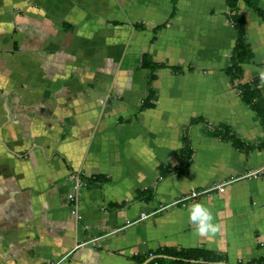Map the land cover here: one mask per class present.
Listing matches in <instances>:
<instances>
[{
	"label": "crops",
	"instance_id": "obj_1",
	"mask_svg": "<svg viewBox=\"0 0 264 264\" xmlns=\"http://www.w3.org/2000/svg\"><path fill=\"white\" fill-rule=\"evenodd\" d=\"M237 1L240 82L264 96V0ZM237 38L227 0H0V264H147L164 249L264 264V128L226 72ZM197 202L217 232L190 221Z\"/></svg>",
	"mask_w": 264,
	"mask_h": 264
},
{
	"label": "trees",
	"instance_id": "obj_2",
	"mask_svg": "<svg viewBox=\"0 0 264 264\" xmlns=\"http://www.w3.org/2000/svg\"><path fill=\"white\" fill-rule=\"evenodd\" d=\"M175 1V0H173ZM230 9L231 24L238 32V38L234 47L233 53L230 58V66L226 72L233 81L237 82V90L240 94L241 100L245 103L255 114V117L260 120L264 128V96L262 95L257 79L251 82L241 83L243 77V71L241 65L247 63L252 58V53L246 42L245 28L243 19L237 10V0H227ZM143 67H147L151 71L150 80L154 77L153 73L159 65L154 64L149 56L143 58ZM213 135L221 138L222 140H230L233 145L238 149H244L245 144L241 142L233 133V131L227 127L221 125L214 130ZM183 155L186 158L183 173L188 172V168L191 162L192 149L186 137L183 138ZM151 257V256H149ZM149 257H135L134 264H142ZM152 259L147 264H216L220 262L221 258L216 254L201 249H188V250H175L164 249L156 251L152 254ZM248 264H261V262H249Z\"/></svg>",
	"mask_w": 264,
	"mask_h": 264
},
{
	"label": "clouds",
	"instance_id": "obj_3",
	"mask_svg": "<svg viewBox=\"0 0 264 264\" xmlns=\"http://www.w3.org/2000/svg\"><path fill=\"white\" fill-rule=\"evenodd\" d=\"M189 214L190 221L196 226V229L202 233H215L219 225L213 222V215L204 205L197 202L191 206Z\"/></svg>",
	"mask_w": 264,
	"mask_h": 264
},
{
	"label": "built area",
	"instance_id": "obj_4",
	"mask_svg": "<svg viewBox=\"0 0 264 264\" xmlns=\"http://www.w3.org/2000/svg\"><path fill=\"white\" fill-rule=\"evenodd\" d=\"M256 172L254 173H251L249 175H255ZM82 181L78 178V177H75V184L73 186V189L74 190H78L79 188L82 187ZM224 186H225V183L224 184H220V185H217L209 190H205V191H199V192H189L187 194H185L184 196H182L181 198H179V200H177L174 204H177V203H185V202H189V201H194L196 200L197 198H199L200 196H202L203 194H207L209 192H212L214 190H217L218 192H223L224 191ZM68 200L71 204V214H73L74 216H77L78 214V210H77V198L74 194H69L68 195ZM142 218L145 217V215H141Z\"/></svg>",
	"mask_w": 264,
	"mask_h": 264
}]
</instances>
